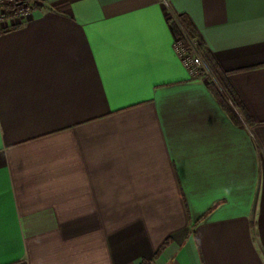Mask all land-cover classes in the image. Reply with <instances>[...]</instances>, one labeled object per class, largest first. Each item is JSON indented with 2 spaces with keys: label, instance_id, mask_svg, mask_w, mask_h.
I'll return each instance as SVG.
<instances>
[{
  "label": "crops",
  "instance_id": "1",
  "mask_svg": "<svg viewBox=\"0 0 264 264\" xmlns=\"http://www.w3.org/2000/svg\"><path fill=\"white\" fill-rule=\"evenodd\" d=\"M0 264H264V0H41L0 23Z\"/></svg>",
  "mask_w": 264,
  "mask_h": 264
},
{
  "label": "trees",
  "instance_id": "2",
  "mask_svg": "<svg viewBox=\"0 0 264 264\" xmlns=\"http://www.w3.org/2000/svg\"><path fill=\"white\" fill-rule=\"evenodd\" d=\"M179 22L182 25L185 33L190 37L196 40V47L201 51L203 55V59L208 66L210 73L214 81L219 85L220 92H216L223 107L230 115V117L235 121L237 124L242 123H251V118L247 113L242 101L239 98L237 91L234 89L233 85L231 84L230 80L228 79L226 73L223 71L217 60L214 56L205 49L204 44L202 43L198 33L195 31L193 26H191L190 22L185 19L179 18ZM177 36L184 41V36L181 33H178ZM213 83V82H212ZM211 83V84H212ZM214 84V83H213Z\"/></svg>",
  "mask_w": 264,
  "mask_h": 264
},
{
  "label": "built area",
  "instance_id": "3",
  "mask_svg": "<svg viewBox=\"0 0 264 264\" xmlns=\"http://www.w3.org/2000/svg\"><path fill=\"white\" fill-rule=\"evenodd\" d=\"M41 3V0H0V23H8L9 20L21 21L28 18L33 10ZM175 49L180 54L183 65L191 75L201 73L202 59L188 53L183 40L177 37Z\"/></svg>",
  "mask_w": 264,
  "mask_h": 264
},
{
  "label": "rangeland",
  "instance_id": "4",
  "mask_svg": "<svg viewBox=\"0 0 264 264\" xmlns=\"http://www.w3.org/2000/svg\"><path fill=\"white\" fill-rule=\"evenodd\" d=\"M201 74V73H200Z\"/></svg>",
  "mask_w": 264,
  "mask_h": 264
}]
</instances>
